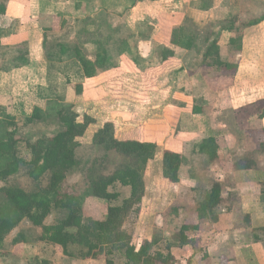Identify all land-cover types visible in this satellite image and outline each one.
<instances>
[{"label":"crops","instance_id":"0c3cea01","mask_svg":"<svg viewBox=\"0 0 264 264\" xmlns=\"http://www.w3.org/2000/svg\"><path fill=\"white\" fill-rule=\"evenodd\" d=\"M122 1L128 2L9 0L6 14L0 17V27L6 33L3 44L14 46L27 42L30 53V64L15 69V72H31L40 80L38 89L43 90L46 84H41L47 81L49 74V63L43 52V22H53L51 27L57 30L65 19L98 14L106 9L109 11L116 6L109 8L106 4ZM243 1L264 3V0H158L138 2L128 11L134 22L150 17L160 20L176 16V23L167 36H162L165 25L154 27L158 33L151 36L152 45H149L168 48L175 54L165 61L162 57L160 62L155 58L151 60L155 62L152 63L149 78L161 72L163 84L148 95L150 99L152 94H158L160 100L156 104L153 100L148 101L150 105L145 110H148L149 116L146 121L160 118L162 137L132 140L156 143L162 148V155L169 150L183 156L180 182H169L176 190L171 203L175 206L165 214L173 211L181 226L183 219L187 223L190 219H194L191 223L200 221V229L192 231L193 236L187 234L196 243H180L184 248L194 245L192 256H197L196 252L201 254L194 259V264H264V116L261 118L264 115V22L244 30L242 51L233 53L235 59H229L230 63L238 65L231 74H226L222 68L200 69L203 64L201 59L195 66V50L178 47L173 38L175 29L186 19L192 20L199 30L206 28L209 33H220L219 45L225 57L230 53L228 44L231 34L222 31V27L228 19L240 14ZM116 71L118 68L105 72L99 75L100 79ZM8 73L0 72V77ZM92 79L86 80L92 82ZM129 96L132 102L125 103L128 111L142 110L132 98L135 94ZM154 111H157V116L153 115ZM211 137L216 138L218 145L217 156L213 160L200 152L202 141ZM246 160L252 161L251 168H242ZM215 183L221 184L223 189L222 202L215 211L216 219L208 215L198 220L199 216L190 211L205 202ZM176 246L172 245L174 256Z\"/></svg>","mask_w":264,"mask_h":264},{"label":"trees","instance_id":"16d2710c","mask_svg":"<svg viewBox=\"0 0 264 264\" xmlns=\"http://www.w3.org/2000/svg\"><path fill=\"white\" fill-rule=\"evenodd\" d=\"M9 0H0V17L6 14ZM158 0H128L126 10L134 7L138 2ZM246 7V9H245ZM264 22V3L243 1L240 14L228 19L222 31L229 32L231 39L229 50L234 54L242 51L244 30ZM64 21L61 23L63 25ZM48 28L44 32V49L47 47ZM4 31L0 27V53L8 49L15 50L11 56V67H0V71L7 72L27 66L30 63L28 43L22 42L17 47L3 44ZM220 33L212 34L205 29L199 30L192 20L186 19L179 28L174 30L175 44L184 50H195L203 64L209 68H222L226 74L234 73L238 65L222 55L219 45ZM97 43V42H96ZM100 45L101 43H97ZM119 54L129 52L127 42L124 41ZM103 46L104 43L102 44ZM63 48V52L65 48ZM85 79L96 77L100 71H107L113 67V60L107 48L97 50L95 58L87 55V48L78 43L72 49ZM174 52L163 48L162 60L174 56ZM50 58L48 57V61ZM7 63V61H5ZM78 95L83 94V86L76 87ZM54 102V101H53ZM52 102V103H53ZM56 103V104H55ZM55 106L45 111L35 107L30 116L18 119L9 113L8 107H0V246L7 237L24 221L33 226L43 228L47 238H40L58 247L65 256H71L72 247L79 249V256L84 260L96 259L100 254L120 253L124 264H173L172 244L167 246L168 253L164 254L154 249L160 240L153 237L145 240L139 249L132 244V236L126 229V221L132 215H138L139 205L146 194V172L150 162L156 159L159 147L156 143L138 140H120L117 138L116 125L107 121L97 130L92 142L96 148L102 149L105 155L95 159L87 170L85 187L74 188L71 192L64 190L69 176L80 167L78 157L80 149L79 139L83 138L89 127L96 123V119L89 114L80 118L73 104L54 102ZM264 115L261 116L263 118ZM56 118L59 128L52 135L32 137L22 131L29 127L48 124ZM264 140V129H262ZM218 145L216 138L204 139L200 145V152L216 158ZM117 154L123 161L112 172L109 155ZM242 168H251L252 161H244ZM184 158L181 154L166 150L162 157V176L170 183L177 184L181 180V168ZM20 174L26 175L34 184L31 190L26 189L18 181ZM117 184L129 187L131 194L124 200L123 205L109 208L103 219L86 216V201L89 198L113 200L117 196L110 190ZM222 185L215 183L207 198L191 213L203 220L209 215L216 219L215 211L222 202ZM174 211L176 209H173ZM64 212L65 217L57 224L46 227V220L54 212ZM198 223L186 222L180 228V243L195 244L190 240L187 232L199 230ZM26 242L24 233H20L14 244L23 245ZM207 258V255L205 256ZM112 263V261L110 262Z\"/></svg>","mask_w":264,"mask_h":264},{"label":"rangeland","instance_id":"374dc122","mask_svg":"<svg viewBox=\"0 0 264 264\" xmlns=\"http://www.w3.org/2000/svg\"><path fill=\"white\" fill-rule=\"evenodd\" d=\"M127 4L125 1L117 4H106L105 6L109 8L114 6L116 8L109 11L106 9L98 14L76 16L73 20L65 19L63 20V25L59 24L57 30L51 27L53 22H43L45 29H49L47 47L44 49L43 46V52L46 61H48V57L50 58L48 61L49 74L47 83L43 81L41 84H46V88L44 87L43 90L38 89L40 80L31 72H15V69H11L7 71L10 73L6 76L0 77V107H8L9 113L18 119L30 116L35 107H40L49 113L48 109L55 106V101L67 105L73 104L80 118L89 114L96 119V123L89 127L86 135L79 139L81 146L78 151V157L81 165L69 176V180L64 186V190L67 192H71L76 187H80L83 190L87 170L91 163L105 155L102 149L93 145L92 139L97 130L107 121L114 122L116 125V136L120 140L162 137L160 118L155 117L151 118L152 121L150 122L149 120L146 121L149 116L148 110H145L150 105L148 101L153 100L154 104H156L160 100L158 94H152L150 99L148 95L152 90L160 89L163 84L160 78L161 72L155 73L152 79L149 78L155 62L151 60L155 58L160 62L162 48L149 45H152L151 36L154 37L158 33L154 27L161 24L165 25L162 30L163 34L161 32L162 36L165 37L170 33L169 29H171V26L176 23V16H172L171 19L165 17L160 20L150 17L149 19L144 18L134 22L133 18H130L129 10L125 8ZM171 21L173 22L172 24ZM124 41L127 42L129 49L125 56L119 54L120 47L126 46ZM96 42L101 43V47L109 50L113 60V67H110L107 71H100L92 79V82H88L83 77V72L72 49L78 43H82L87 48V55L95 58L97 50L100 48V45ZM103 43L105 46L102 45ZM13 47L17 46L14 45ZM62 47L65 48V51L67 49V51L63 52ZM14 51L13 49H8L0 53V67H11L14 65L11 62V56ZM193 56L194 65L196 66L200 58L197 52ZM235 57L231 52L225 56L228 60L231 58L235 59ZM30 68L32 69V67ZM117 68L118 71L115 73H106L105 78L100 79L99 75ZM201 68L208 70L204 64L200 66ZM78 85H84L83 91L86 87L87 91H84L82 95H78L76 91ZM132 94H135L132 97L135 98V104L141 106L142 110L135 109L130 113L125 103H127L126 101L132 102L128 98ZM111 105H114V109H111ZM157 109L161 110L160 107ZM154 112L153 115L157 116V111ZM58 128L59 124L56 118L53 117L50 120V125L43 124L29 127L22 132L36 137L52 135L58 131ZM128 131L130 135H126ZM162 157V148L159 147L156 159L150 162L147 167L145 176L146 196L142 204L139 205L138 215H131L127 219L126 229L131 234L132 244L137 249L140 248L145 240H152L153 237H156L160 240V243L154 249L155 251L167 254V246L169 244L178 245L175 247L176 256L172 254L175 259L173 264H194V259L201 257V254L196 252L198 255L192 256L191 251L194 250V245L187 246L188 248L181 246L180 240H178L180 239L179 229L181 223H178V218L173 211L170 210L169 215L165 214L169 208L173 205L175 206V204L171 203L174 201L176 190L162 176ZM109 158L111 163L108 168L109 172H112L123 161V158L114 153H111ZM17 179L28 190H31L34 186L33 182L24 174H20ZM110 191L117 196L116 199H87L86 216H95V218L103 219L107 215L109 208L121 207L124 200L129 198L131 194L129 187H123L120 184L111 188ZM190 197H192L191 193ZM64 217V212H54L46 220V227L57 224L58 220ZM193 221L194 219H190L188 222ZM181 222L185 223L187 220L183 219ZM20 233L25 234L26 242L23 245H16L14 240ZM187 234L193 236L191 232H187ZM48 235L43 228L35 227L30 222L24 221L0 246V264H110L111 261L114 264L125 263L120 253H104L100 254L96 259L84 260L79 256V249L74 247L70 249L71 256H65L58 247L40 240V238L46 239Z\"/></svg>","mask_w":264,"mask_h":264}]
</instances>
